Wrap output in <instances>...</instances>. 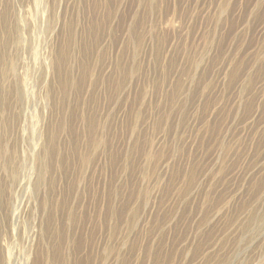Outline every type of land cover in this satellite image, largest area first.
<instances>
[{
	"label": "rangeland",
	"instance_id": "374dc122",
	"mask_svg": "<svg viewBox=\"0 0 264 264\" xmlns=\"http://www.w3.org/2000/svg\"><path fill=\"white\" fill-rule=\"evenodd\" d=\"M0 248L264 264V0H0Z\"/></svg>",
	"mask_w": 264,
	"mask_h": 264
},
{
	"label": "bare ground",
	"instance_id": "6f19581e",
	"mask_svg": "<svg viewBox=\"0 0 264 264\" xmlns=\"http://www.w3.org/2000/svg\"><path fill=\"white\" fill-rule=\"evenodd\" d=\"M24 90H25V89H23V88H21V89H20V87L18 88V96H19V98H23L24 93H25ZM7 241H8V240H7ZM7 241H6V242H7ZM3 243H4V242H3ZM1 253H2V249L0 248V257H2L1 255L3 254V253H2V254H1ZM2 258H3V257H2ZM2 258H1V261H2Z\"/></svg>",
	"mask_w": 264,
	"mask_h": 264
}]
</instances>
